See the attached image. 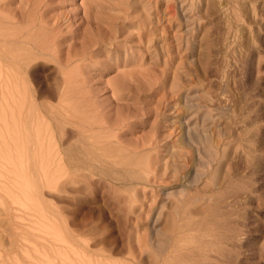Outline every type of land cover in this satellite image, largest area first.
Masks as SVG:
<instances>
[{
	"label": "rangeland",
	"instance_id": "rangeland-1",
	"mask_svg": "<svg viewBox=\"0 0 264 264\" xmlns=\"http://www.w3.org/2000/svg\"><path fill=\"white\" fill-rule=\"evenodd\" d=\"M87 1L36 0L82 94L3 67L0 264H264V0Z\"/></svg>",
	"mask_w": 264,
	"mask_h": 264
},
{
	"label": "bare ground",
	"instance_id": "bare-ground-1",
	"mask_svg": "<svg viewBox=\"0 0 264 264\" xmlns=\"http://www.w3.org/2000/svg\"><path fill=\"white\" fill-rule=\"evenodd\" d=\"M3 0H1L0 1V3L2 2ZM21 1V3H20V5L18 6V8L15 10L14 9V11L13 10H11L12 12L11 13H9L8 15L9 16H7L6 15V12H4L5 10H6V8H4V6H2L4 9V11H2V10H0V77L3 75V73L5 72V70H3V67L4 66H8V68H6V69H11V68H15V69H17L18 70V72L19 71H21V70H23L24 68H25V70L26 71H24V72H26V74H29V73H31L30 72V70H28L29 69V65H30V63L32 62V61H35V60H37L38 61V58H40V57H46V56H49V57H56V61L55 62H57L58 61V70L60 69V73H58L57 74V76L59 75V74H61V75H63L64 74V76H62L61 78L62 79H60V77H59V79L58 80H56L55 81V83H57L56 84V88L59 90V92L58 93H61V95H60V97L61 96H67V95H69V94H72V92L74 91L75 92V90H76V88L74 87V86H76V84L74 83L73 85H72V81L71 80H73V81H75V78H77V77H75V78H73V79H71V77H69L68 76V74L69 73H72V70H71V68H70V70H71V72H68V70H67V68H64L66 65H68L70 62L72 63V61H74V60H76V59H79L80 57H82V56H80L79 54H78V52L77 53H68L66 56H65V58H62V57H59V56H57V52H58V45H59V42H60V40H61V38H60V32H62L61 31V29H62V27H60V25H59V23L57 22V21H60V20H55V21H49L48 20V18L46 17V15L47 14H45V10L43 11L42 10V8H43V6H41V3L39 4L38 2H39V0H38V2H36V0H20ZM41 2H42V0H40ZM50 1V0H49ZM89 1V3H90V1L91 0H88ZM87 1V2H88ZM52 2V1H51ZM93 1H91V3H92ZM4 4H7V2L6 3H4L3 2V4L2 5H4ZM1 5V4H0ZM44 5H52V4H48V1H46L45 3H44ZM88 5V4H87ZM93 4H90V6H92ZM95 5V4H94ZM89 6V5H88ZM1 7V8H2ZM50 8V7H49ZM92 8V7H91ZM13 9V8H12ZM47 9V8H46ZM94 8H92V10H93ZM48 11V10H47ZM91 11V10H90ZM8 12V11H7ZM47 13V12H46ZM87 14V13H86ZM88 15H89V12H88ZM48 16V15H47ZM47 18V19H46ZM52 18H53V16H52ZM51 18V19H52ZM143 18V17H142ZM84 19V18H83ZM90 19V18H89ZM142 21V20H141ZM7 24V25H9V26H7V27H3V24ZM142 27H143V25H142ZM67 29V28H66ZM145 29V28H144ZM65 31V30H64ZM147 33H148V31H147ZM148 35H150V34H148ZM147 36H145V38H146ZM140 39V38H139ZM146 40V39H145ZM91 41H93V40H91ZM89 43V42H88ZM94 43V42H93ZM87 45H89V44H87ZM86 46V45H85ZM59 47H61V46H59ZM89 47V46H88ZM83 51V52H82ZM84 51L86 52V49H82L81 50V52L83 53V54H85L84 53ZM57 53V54H56ZM81 53V54H82ZM60 54V53H59ZM89 55V54H88ZM60 56H63L62 54L60 55ZM85 59V58H84ZM92 59V58H91ZM77 62V61H76ZM75 63V62H74ZM32 65V64H31ZM69 66V65H68ZM72 67V66H71ZM14 69V70H15ZM32 70V69H31ZM4 71V72H3ZM29 71V73H27ZM61 71H63V74H62V72ZM18 72L16 73V71H15V76H17V74H18ZM24 72H19V73H21V74H24ZM57 72H59V71H57ZM124 72V71H123ZM34 73V72H33ZM68 73V74H67ZM83 73V72H82ZM6 74V73H5ZM126 74H128V73H126ZM8 75V74H7ZM9 75H11V74H9ZM13 75H14V73H13ZM78 75V74H77ZM71 76H73V75H71ZM79 76V75H78ZM3 77H4V75H3ZM10 77V76H9ZM12 77V76H11ZM19 77H20V75H19ZM122 77V76H121ZM55 78H56V75H55ZM11 79V78H10ZM14 79V78H13ZM18 80V79H17ZM23 80V79H22ZM77 80H78V78H77ZM123 80H125V79H123ZM122 80V81H123ZM20 83H21V81L20 80H18ZM24 81V80H23ZM53 81H54V79H53ZM17 82V81H16ZM12 83V85H17V83ZM18 82V83H19ZM72 82V83H71ZM9 83H11L10 81H9ZM19 83V84H20ZM116 84V83H115ZM6 85V84H5ZM4 85V86H5ZM8 85V84H7ZM2 86V85H1ZM18 86V85H17ZM20 86V85H19ZM18 86V87H19ZM27 86V85H26ZM26 86L24 85V89H27L28 90V88H26ZM79 86V85H78ZM78 86H76V87H78ZM118 86V85H117ZM28 87V86H27ZM31 87H33V86H31ZM115 87V86H114ZM34 88V87H33ZM15 89V88H14ZM85 89V88H84ZM27 90H25V92H30V91H27ZM57 90V91H58ZM81 90V89H80ZM76 91H79V90H76ZM87 91V89L85 90V92ZM79 92H81V91H79ZM57 93V94H58ZM87 93V92H86ZM81 94H82V92H81ZM78 95H79V93H78ZM65 96V97H66ZM77 96V95H76ZM62 97V98H63ZM62 98H61V100H62ZM69 99V98H68ZM83 99V98H82ZM60 100V99H59ZM64 100V99H63ZM84 100V99H83ZM87 100V99H86ZM91 100V99H90ZM94 100V99H93ZM67 101H69V100H67ZM85 101V100H84ZM88 101V100H87ZM86 101V102H87ZM92 101V100H91ZM95 101V100H94ZM70 102V101H69ZM79 102H82V101H79ZM59 103V102H58ZM71 103V102H70ZM72 103H73V101H72ZM84 103V102H83ZM87 103H89V102H87ZM31 104H33V101H32V103ZM30 104V105H31ZM49 104V103H48ZM60 104V103H59ZM69 104V103H68ZM77 104V110L78 109H81V108H79L78 106H79V104L76 102L74 105H76ZM81 105H82V103H80ZM46 105V104H45ZM57 105V104H56ZM71 105H73V104H70L69 105V108H67V107H63L61 110H59V111H56V110H54L53 112H51V113H54V117L52 116V114L50 113V109H47V108H50V107H48L47 106V108L44 106V103L43 104H40V106H44V108H46L49 112L47 113L49 116H52V118H55V119H63V120H67V119H71V118H73L74 116H75V113L76 112H73V110L72 109H70L71 108ZM87 105V104H86ZM55 106V105H54ZM53 105L51 106L52 108H54L55 109V107H58V105L57 106H55L54 107ZM75 107V106H74ZM41 109H42V107H41ZM45 109V110H46ZM83 109V108H82ZM86 109V108H85ZM29 110H32L31 109V107H29L28 108V111ZM33 110H34V106H33ZM43 110V109H42ZM44 110V111H45ZM46 110V111H47ZM56 111V112H55ZM76 111V110H75ZM96 111V110H95ZM78 112V111H77ZM32 113V112H31ZM50 113V114H49ZM82 113V112H81ZM83 113H84V111H83ZM82 113V114H83ZM88 113V112H87ZM29 114V113H28ZM78 114H79V112H78ZM85 114V113H84ZM98 114H100V113H98ZM32 116V114L31 115H28V118L29 117H31ZM99 116V115H98ZM32 118V117H31ZM97 119H98V117H97ZM100 120V119H99ZM48 121V123L50 122V120H47ZM51 122H53V120L51 121ZM51 122H50V124H51ZM103 122H104V120H103ZM106 122V121H105ZM41 123H43V122H41ZM54 123L55 122H53V125H54ZM33 124V123H32ZM59 124H61L62 126H61V128L63 127V124L61 123V122H59ZM59 124L58 123H56V125H58V126H55V127H60L59 126ZM94 124V123H93ZM44 125V124H43ZM47 125H49V124H47ZM52 125V124H51ZM51 125L50 126H47L48 128L49 127H51ZM95 125V124H94ZM46 126V125H45ZM45 126H42L43 128L45 127ZM34 127V126H33ZM32 127V128H33ZM41 127V128H42ZM54 127V128H55ZM48 128H46L45 127V129H43L44 131H43V133L42 134H44L43 136L40 134L41 132H39V134L37 133L39 130H34L35 132H31L30 130V132H31V134L32 133H34L33 135H32V137H38V139H37V137L35 138V139H37L35 142H36V145L35 144H33L34 142H31L30 140L31 139H29V145L32 143L33 144V146H37V147H33L32 146V144H31V146H32V148L31 147H29L28 146V148H30V150L28 149V151H31V149H33V148H37L38 150H42V149H44L43 150V152L41 153V154H48V152H46L45 153V151H47L46 150V148H47V146L46 145H48L49 144V140H51V139H49L48 141L46 140V139H48V137L50 138H52V137H54V135H48V132L47 131H49V133H51V130H52V134H53V130L54 129H51V128H49V130H48ZM53 128V127H52ZM38 129H40V128H38ZM59 129V128H58ZM58 129H55L54 131H56V130H58ZM47 130V131H46ZM60 131L61 130H59V133H60ZM28 132V131H27ZM36 133V134H35ZM47 133V134H46ZM31 134H30V137H28V138H31ZM39 135V136H38ZM40 135H41V137H40ZM29 136V135H28ZM43 139H45V142H44V140ZM53 139V138H52ZM32 141H33V139H32ZM47 142H48V144H47ZM52 142V141H51ZM45 143H46V145H45ZM50 144H52V143H50ZM49 144V145H50ZM48 145V146H49ZM57 145V144H56ZM93 145V144H92ZM53 146V145H52ZM54 147V146H53ZM55 147H57V146H55ZM93 147V146H92ZM39 148H41V149H39ZM53 149H55V148H53ZM52 149V150H53ZM56 151H57V148L55 149ZM55 150H53L54 152H55ZM32 151H34V150H32ZM49 151V150H48ZM34 152H37V150L36 151H34ZM41 152V151H40ZM50 152V151H49ZM53 152V153H54ZM50 153H52V152H50ZM59 152H57V154H58ZM51 156H52V154H50ZM53 155H55V154H53ZM42 156V155H41ZM48 156V155H47ZM49 157V156H48ZM216 209V207L214 208V210ZM218 210V209H217ZM211 213V212H210ZM209 214V213H208ZM217 215V214H216ZM214 216V215H213ZM208 218V217H207ZM200 220H202V219H200ZM219 220H220V218H219ZM218 220V221H219ZM227 220V219H226ZM225 220V221H226ZM217 221V220H216ZM198 222H200V221H198ZM197 222V223H198ZM204 222H206V221H204ZM188 223V222H187ZM202 223V222H201ZM209 223V222H208ZM211 223V222H210ZM215 223V222H214ZM213 223V224H214ZM222 224V223H221ZM226 224V223H225ZM227 224H228V222H227ZM200 225H202V224H200ZM206 225V224H205ZM230 226V225H229ZM191 227V226H190ZM197 227H199L198 225H197ZM202 227V226H201ZM220 227V226H219ZM235 227V226H234ZM208 228H210V227H208ZM229 228V227H228ZM220 229H222V228H220ZM210 230V229H209ZM213 230V229H212ZM214 230H216L215 228H214ZM213 230V231H214ZM199 231H201L200 229H199ZM213 233V232H212ZM215 235V234H214ZM216 236H221V234L220 235H216ZM229 236V235H228ZM180 237V236H179ZM202 238V237H201ZM221 238V237H220ZM177 240V239H176ZM203 240V239H202ZM226 240V239H225ZM198 241V240H197ZM196 243H199V242H196ZM196 243H194V244H196ZM202 243H206L204 240H203V242ZM202 243H199L200 245L202 244ZM207 244V243H206ZM175 245H178V244H175ZM197 245V244H196ZM210 245V244H209ZM203 246V245H202ZM201 246V247H202ZM174 247H176V246H174ZM206 247H208L207 245H206ZM191 249H192V247H190ZM177 249H178V247H177ZM201 250V249H200ZM191 251V250H190ZM192 251H194L193 249H192ZM200 253V252H199ZM197 254V253H196ZM174 258V257H173ZM167 260H170V259H167ZM166 260V261H167ZM182 263H184V262H182ZM169 264V263H168Z\"/></svg>",
	"mask_w": 264,
	"mask_h": 264
}]
</instances>
